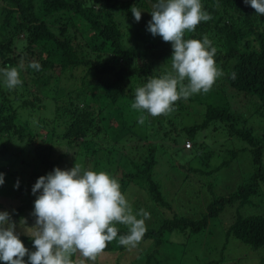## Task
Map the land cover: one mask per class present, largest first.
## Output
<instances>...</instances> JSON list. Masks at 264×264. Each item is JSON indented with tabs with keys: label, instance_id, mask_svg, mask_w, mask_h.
Wrapping results in <instances>:
<instances>
[{
	"label": "trees",
	"instance_id": "trees-1",
	"mask_svg": "<svg viewBox=\"0 0 264 264\" xmlns=\"http://www.w3.org/2000/svg\"><path fill=\"white\" fill-rule=\"evenodd\" d=\"M155 2L0 0V69L24 65L20 69L22 84L13 90H8L0 77V158L16 156L13 154L18 150L8 152L5 145L17 142L31 148L37 161L28 179L24 177V162L22 167H13L14 161L0 163V173H4L0 196L8 197L13 205L11 218L16 225L25 215L32 217L30 213L36 198L32 186L40 176L57 168L64 158L65 151L55 156L51 145H34L37 134L29 127L28 116L35 111L42 114L38 119L39 129L47 124L57 131L52 134L50 130H42L46 138L49 135V139H61L67 149L84 158L109 151L116 159L109 163L108 174L120 181L121 192L127 182L141 189L143 196L147 194L145 210L157 216L159 224L146 226L142 240L151 241L156 256L148 255L145 264H151L152 260L161 264L157 254L166 240V232L181 229L199 233L210 218L218 216L226 207L234 214L225 228L222 247L230 237L236 238L252 249L261 248L255 255L264 262V212L250 215L241 212L245 206L259 205V197L264 203V15H257L243 0H201L203 10L211 19L202 21L194 32H186L185 39L202 40L207 36L217 49L214 59L223 75L209 92L178 100L174 111L160 118L145 113V122L140 124L138 119L142 113L130 106L135 89L150 78L171 71V45L159 36H152L147 25L136 24L130 11L135 6L150 14ZM33 61L41 65L39 71L28 67ZM233 72L235 79L231 78ZM85 79L92 81L86 84ZM46 100L52 105L49 115L43 110L48 104ZM188 103L202 107V119L180 127V114L187 110ZM22 112L27 113L22 116ZM251 116L261 118V128L250 123ZM173 117L179 120L173 122ZM210 125L212 130L221 129L224 136L245 144L227 150L228 158L213 168L205 166L213 151L205 150L208 144L201 132ZM150 131L157 132L151 134ZM102 136L103 143L97 140ZM140 140L146 143L141 144ZM170 140L173 141L171 146L167 145ZM185 140L189 149L183 146ZM190 141L194 147H190ZM179 148L190 151V158L199 156L202 167L188 164L187 169L200 181L202 176L208 175L206 181L210 182V173L229 166L240 151H249L251 171L245 174L237 189L215 195L207 203L206 212L198 219H191L173 207L176 196L180 198V186L175 183L176 189L179 188L168 198L160 180L154 176L159 162ZM166 162L173 167L172 161L167 159ZM100 167L94 165L91 170L100 172ZM10 168L18 173H9ZM10 177L13 184L8 183ZM17 180L19 187L14 188ZM134 199L140 202V198ZM117 227L118 237L127 233V228ZM19 239L24 245L31 240L25 234L19 235ZM125 248L118 244L117 238L108 243L103 252ZM24 259L27 261V257Z\"/></svg>",
	"mask_w": 264,
	"mask_h": 264
},
{
	"label": "clouds",
	"instance_id": "clouds-1",
	"mask_svg": "<svg viewBox=\"0 0 264 264\" xmlns=\"http://www.w3.org/2000/svg\"><path fill=\"white\" fill-rule=\"evenodd\" d=\"M243 3L250 5L257 15H264V0ZM130 11L134 21L139 22L141 11L135 6ZM150 15L147 31L171 45V71L150 78L135 89L130 106L142 113L140 124L145 122V113L153 118L167 115L174 111L178 100L209 92L223 75L214 59L217 49L207 36L202 40L185 39L186 32H194L202 21L211 19L201 0H156ZM28 67L41 69L35 61ZM23 68L21 64L19 68L0 69L8 90L22 84ZM231 78H236L235 72ZM3 184L4 173H0V185ZM13 187H19V180ZM31 191L36 196L30 213L34 224L27 230L34 251L19 239L10 214L0 212V261L4 264H87L95 262L107 244L117 238L119 245L135 248L147 230L145 221L150 219V213L140 209L134 214L118 180L107 172L86 170L79 164L67 170L57 167L40 176ZM116 225L126 227L127 233L118 237Z\"/></svg>",
	"mask_w": 264,
	"mask_h": 264
},
{
	"label": "rangeland",
	"instance_id": "rangeland-1",
	"mask_svg": "<svg viewBox=\"0 0 264 264\" xmlns=\"http://www.w3.org/2000/svg\"><path fill=\"white\" fill-rule=\"evenodd\" d=\"M140 11V21H133L136 24L146 26L148 21L151 20V15L144 9H140ZM91 81L92 79H85L86 84L90 83ZM46 101L48 104L45 106V108H43V110L46 115H49L50 111L52 110V105L51 102H49L48 100ZM246 107L249 108V105H246ZM201 109V106L188 103L186 110L188 112L185 111L186 113H181L180 125L179 122L176 124L181 127L183 124H191L193 122L200 121L202 119ZM242 112L245 113L244 110ZM26 113L27 112H22V116H25ZM41 115L42 114L36 113L34 111L33 114L31 112V115L28 116V125L32 130L35 131V134H37L33 142H35L34 145H51L52 154H54L55 156L60 153H64L65 151L64 158L58 164V168H60L61 170H67L71 169L74 164H79L82 166V168L91 170L94 165H98L101 166V171L108 173V170L110 169L109 163L116 159V156L114 154L112 155L113 157H111V155L108 154L109 151L106 150H104V154L103 151H101L100 153L93 154L88 158H84L81 155L75 154L71 149H67L65 142H63L61 139L59 141L57 140V138L49 139L51 138L49 135L46 138L44 133H41L42 130L44 132L50 130V133L52 134L53 132H57L47 124L39 129V125L41 124V122L38 119ZM158 117L160 118L163 116L161 115ZM250 119V123L258 129L263 125L260 117L251 116ZM176 120L179 119H176L174 117L171 119V121L173 122ZM170 124L172 123L170 122ZM58 132H60L59 129ZM155 132L157 131H150L151 134ZM201 132L203 133L202 135L205 134L204 140L208 144L205 150L207 152L213 151V154L210 157L211 159L208 161L209 163L205 165L208 168H213L215 165L221 163L222 160L228 158L227 150L237 149L245 145L242 142L239 143L234 138H231L227 135L224 136L221 129H217L216 131L212 130V125ZM182 137L183 136H181L180 138ZM197 138L198 136L196 135L194 139L196 140ZM103 139H105L104 136L99 137L97 140L103 143L105 142L103 141ZM187 142L185 140L183 146L189 149V147L185 146V143ZM191 142L192 141H190V143ZM140 143H146V141L140 140ZM172 144L173 141L170 140L167 145L171 146ZM12 145H14V142L11 145H5V150H7L8 152H11L12 150L16 152L18 150L17 154H13L16 156L8 155L9 157H1L0 163L8 164L9 161H14L15 166L13 167H19V165H21L20 167H22L24 162L23 167L24 171H26L24 177L25 179H28L29 176L27 177V175L34 170L32 169L34 162L37 163L35 157L33 156V151L25 143L18 144L17 142H15V145L11 148ZM94 146L97 147L96 144ZM18 147H20V149H18ZM190 147H194L192 143ZM142 149L143 146H141L139 150L141 151ZM190 156V151H185L184 149L180 151V148L174 153H169L166 159H162L155 167L156 170L154 176L156 180H160V184L162 185L166 197L168 198V195H170L172 192H175V190H178L179 187L176 189V184L180 186V198L176 196L175 201L173 200L174 209H176L180 214L185 215L186 217H189L191 219H198L202 216V213L206 212L207 203L212 200L215 195L221 193H231L235 189H237L238 184L243 182L245 174L251 171V159L249 151L238 152L236 158L230 161L229 166L223 167L216 172L210 173V182L207 183L206 180L208 178V175L202 176L200 181L197 177L189 174L187 169L188 164L202 167V165H200L198 161L199 156H197L198 158H190ZM167 159L172 161L171 165L173 167H170L168 165V162H166ZM9 173L17 174L18 171L16 173L15 169L10 168ZM186 176L188 178H186ZM11 177L8 183L13 184V179ZM118 182L121 185L120 181ZM201 182L207 188H202L200 184ZM123 187L125 189L123 194L132 206L134 214L140 209L145 210L146 198L144 199V196L146 197L147 194L145 193V195L143 196L144 192L141 189H137L138 187L127 182ZM181 190L183 191L182 194ZM134 198H140V202L136 201ZM257 201L259 205L243 207L241 209L242 214L250 215L264 212V203L261 200V197H259V200ZM10 204L11 203H9L8 197L4 198L3 196H0V212H8L11 216L13 205ZM228 209L230 208L226 207L222 212H220L218 216L210 218L207 226L199 233L191 234L181 229H173V231L171 232H166L164 234V239L166 240L161 245L159 253L157 254V258L160 259L161 264H210L208 262H217L221 258H223L221 262L213 264H238L239 262L240 264H264V262L260 260V257L258 255H255L257 252H260L261 248L257 250L252 249L250 246L241 243L238 239L233 237H230L227 244L222 247L225 243L226 238L225 228L232 222L231 219L233 218L234 214L233 211H228ZM23 221H26V223H23ZM17 223V233H19V235H28L27 227H31L34 224V217H28L25 215L23 218L19 219ZM145 224L147 227L158 226L159 222L157 223V216L150 215V219H147L145 221ZM116 226L124 227L123 225ZM24 246L29 250L34 251L31 240H29L28 243ZM154 250L155 248L153 247L150 240H141V242L135 248H125L123 251L102 252L97 257L95 262L88 261L87 264H145L148 255L152 254L156 256V252ZM75 259H77V257H75ZM0 264H4V262L0 261ZM151 264H155V261L152 260Z\"/></svg>",
	"mask_w": 264,
	"mask_h": 264
},
{
	"label": "built area",
	"instance_id": "built-area-1",
	"mask_svg": "<svg viewBox=\"0 0 264 264\" xmlns=\"http://www.w3.org/2000/svg\"><path fill=\"white\" fill-rule=\"evenodd\" d=\"M189 145V144H188Z\"/></svg>",
	"mask_w": 264,
	"mask_h": 264
}]
</instances>
